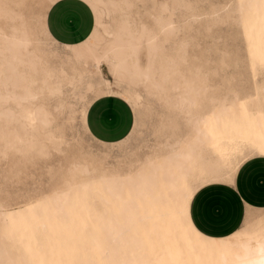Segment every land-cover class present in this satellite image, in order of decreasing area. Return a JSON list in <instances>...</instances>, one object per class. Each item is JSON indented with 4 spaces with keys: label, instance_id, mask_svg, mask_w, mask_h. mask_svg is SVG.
I'll list each match as a JSON object with an SVG mask.
<instances>
[{
    "label": "rangeland",
    "instance_id": "374dc122",
    "mask_svg": "<svg viewBox=\"0 0 264 264\" xmlns=\"http://www.w3.org/2000/svg\"><path fill=\"white\" fill-rule=\"evenodd\" d=\"M12 1L14 4L11 3ZM48 1L0 0V65L4 63L6 65L7 61L12 56L14 57V53H16V59H13L16 65V76L23 79L25 74L26 89L28 93L32 91L29 93L30 95L35 96L32 97L35 99L30 97L29 99L31 100L24 101L22 105L31 107L40 104L45 106L50 113L46 123L37 125L38 128L36 126H19L17 122H14L13 126H4L7 118H0V211L18 208L24 203L33 204L36 200L45 202L49 200L52 194L61 195L66 193L69 189L67 186L79 185L82 182L96 179L100 176L133 172L146 165L145 161L150 160L152 157L153 159L163 158L168 152L176 149L177 146L174 141L177 142V140L187 138L189 133L192 132V118H195L198 114L200 116L207 114L215 107L217 100L220 101L225 96L228 100H232L236 97L251 95L254 91V79L258 83H261L264 79V16L259 20L258 26L263 41L260 44V58L254 60L256 67L254 77L247 46L249 34L242 31L237 22V13H230V18L226 17L225 13V9L231 10L234 8L235 0H127V2L126 0H99L101 2L100 6L106 10L103 17L104 24L108 31H112L114 34L109 36L106 33H102L103 40H108V43H111L110 41L114 40L115 37H122V40H127V44L129 43L134 49L130 50L131 47L128 45L121 48L130 52L135 50L134 53L132 52L135 56L132 55L130 57L132 61L136 59L142 66L148 63L149 60L145 57L146 46L143 41L149 35L154 37L158 50L151 59V67L155 69L153 72H155L154 75L156 77L154 76V78L158 81L160 80V83H158L164 89L162 90L160 86L158 89L142 78L137 79L139 82L135 81L134 84L129 83L128 77L126 79H118L117 76L110 72L107 66L108 62L101 60L99 62V71L103 79L99 80L98 75L94 76L92 88L86 90L75 77L77 71L84 67L86 71H95L93 57L88 50H85L82 56V60L85 62L84 67L77 62L75 56L71 65L60 66L64 57L69 53H73L75 48L68 46V44L71 45L72 43L67 44L55 41L49 35L45 25H42L48 8L47 5L49 4ZM118 5L122 8L119 9L118 7L120 6ZM116 9L117 11H115ZM91 12L93 23L90 33L94 28L96 19L92 9ZM114 12H116L115 15ZM122 16L123 18L121 19ZM158 18L171 22L168 27L171 25L172 31L171 29H168V31L166 29L165 32L162 31L163 29L158 23L159 21H157ZM122 21L127 24L124 25L121 23ZM118 26L120 27L118 28ZM121 30L123 31L121 32ZM169 30L171 31L170 33ZM90 33L81 39L82 41L79 40L74 42V44L87 42ZM137 36H140V41L138 42ZM21 39L26 41L30 47L27 45L26 49L21 44ZM88 43L90 44L91 42L88 41ZM91 45L94 49L98 46L97 44ZM9 50H14L13 55L11 54L12 51L9 52ZM27 53L41 56V59H39L40 64L36 65L37 74H35L36 71H31L33 68L30 64L25 63L29 57ZM180 55L182 56L179 58ZM130 58L129 61L131 62ZM1 59H3V62ZM169 63L173 64V67ZM5 65L3 67L0 66L1 110L17 108L19 101L12 98L11 95L12 93L17 95L23 93L22 87L12 88V82L7 79ZM62 67L66 68L67 72L72 75L68 74L69 76L65 79L57 76L56 70ZM42 68H45V72L42 71ZM159 68H163L166 71L161 69L158 71ZM18 73L22 74V77ZM47 73L49 74L48 76ZM158 73L160 75H157ZM162 74L169 75L165 76L167 81H164L165 78L162 79ZM180 75L185 79H181ZM193 78L197 79L193 80ZM45 80L49 83H45ZM67 81L73 82L69 84ZM185 81L193 89L197 88L198 85L206 88L200 89L194 106H189L190 108L181 106L180 111L177 98L182 91L179 86ZM55 86L59 87L54 89L56 88ZM170 86H174L172 91ZM176 87H179V90H175L174 88ZM129 91L133 92V98L125 96ZM5 92L9 95L7 96ZM118 92L120 93L118 94ZM177 93L180 94L177 95ZM110 94L121 97L129 104L132 111V123L130 129L122 138L114 141H100L89 134L85 124V111L94 98ZM164 94L165 97H163ZM2 95H6L5 98L7 97L8 100L7 98L4 100L5 98ZM214 98L216 99L214 100ZM171 100L173 101L171 102ZM59 101H62L63 105H60ZM175 101L177 103H174ZM133 102L137 104L135 108L131 106ZM175 106H177V109L175 108L174 110ZM59 107L62 108L60 109ZM176 110L181 112V115ZM193 111L196 112L193 113ZM189 128L191 129L189 130ZM182 133H184L183 136ZM162 143L163 145L165 144L164 147L161 145ZM209 151L208 148H204L202 153L210 156ZM253 153L255 152L250 149L241 150L240 154H237V161H240L242 157L246 159ZM216 159L219 162L217 161L218 164L215 166V170H209L205 162H202V171L190 170L188 172V185L191 190L194 191L197 187L209 181L229 180V177L226 176V169H220L223 162L218 158ZM136 161L138 162L136 163ZM84 165L88 166V168L86 169ZM105 169L107 172H103ZM230 170L232 171L233 169ZM85 172L88 173L86 174ZM234 172H231L230 178H232ZM219 174H223L222 179H211L212 177H210ZM66 188L67 190H65ZM94 208L95 210L91 213V216L94 217L95 225L86 224V221L83 220L82 229L85 233L77 238L75 247L71 248L70 252L74 255L73 264H94L89 253L92 246H95L100 253H106L107 242L103 229L110 223V218L100 203L95 202ZM247 213H249V216L246 218ZM246 214L244 223L240 229L236 230L237 232H243L246 229H253L264 224V208L256 211H247ZM64 221H68L67 217H64ZM44 229L40 227L38 232H44ZM1 235L3 236L1 237ZM13 251L11 234L0 224V259H2L0 264L1 262L2 264H9L10 261H15ZM119 251L121 252L122 250ZM103 264L107 263L104 262Z\"/></svg>",
    "mask_w": 264,
    "mask_h": 264
},
{
    "label": "bare ground",
    "instance_id": "6f19581e",
    "mask_svg": "<svg viewBox=\"0 0 264 264\" xmlns=\"http://www.w3.org/2000/svg\"><path fill=\"white\" fill-rule=\"evenodd\" d=\"M54 1L56 0H49L47 7H49V5ZM85 2L91 5V9L93 10L95 14L94 16L96 18L94 21V28L90 33V37L88 36L87 39L91 43L89 44L88 41H85L84 44L81 42L71 45L68 44L69 47L73 49L75 48L74 52L66 55L64 60L61 61L62 64H60V66L71 65L75 56L77 62L81 63L84 67L85 62L82 60V56L84 51L88 50L93 57L95 71H86L84 67L77 71L76 77L73 75V77L77 79L84 89L88 90L92 88L93 80L95 79L94 76L98 75L99 80L103 79V76L99 71V62L103 60L108 62L107 66L109 67L110 72L117 76L118 79H126V77H128L130 80L129 83L134 84L135 81L139 82L137 79L142 78L146 81H149L152 86L157 88L160 86L163 90L164 88L159 85L160 80L158 81L154 78L155 72L153 71L155 69H152L151 67V59L158 50V46L155 43L154 37L148 34L149 36H147L144 39L145 41H143L146 46L145 57L149 61L146 65L142 66L137 62L136 59L132 61V58H130L132 55H134L132 52L134 53L135 50L130 52L124 48H121L126 45L130 46L129 43L127 44V40H122V37H115L114 40L110 41L111 43H108V40H103L102 33H106L109 36L114 34L112 31H108L104 24L103 17L106 13V10L100 6L101 2L99 0H85ZM11 3H13V1ZM22 3L24 4V2ZM118 8L120 9L122 7L120 6ZM115 11H117V9ZM225 11L226 17L228 18H230V13H237L238 24L240 25L242 31L249 34V37L247 38V46L248 53L251 58V70L255 77L256 67L254 60L260 58V44L263 41L258 26L259 20L262 16H264V0H235L234 8L231 10L225 9ZM115 13L116 12H114V15ZM166 13L168 12L166 11ZM122 18L123 16L121 19ZM157 21H159L158 23H160V26L163 29L162 31L164 32L166 29L168 31V29L172 28L171 25L169 26L170 28L168 27L169 23L171 22H167L166 20L159 18ZM121 23L124 25L127 24H125L123 21ZM42 25L44 26L45 23L43 22ZM119 27L120 26H118V28ZM122 31L123 30H121V32ZM171 31L169 30V33ZM118 32H120V30ZM127 34L130 35L128 32ZM30 35L32 36V34ZM137 37L138 42L140 41V36ZM21 44L25 48L28 45L26 41H22ZM91 44H97L98 46L94 49ZM4 47L6 48V46ZM131 49L134 48L131 47L130 50ZM11 51V54L13 55L14 50ZM11 51L9 50V52ZM14 54L16 55V53ZM18 54L21 55L20 53ZM27 54L29 57L27 59L28 61L25 63L30 64V66L33 68L31 71L35 72L37 69L36 65L40 64L39 59H41V56L39 57L37 54L35 55L33 53ZM15 55L7 61L6 65L5 63H2L3 59H1V63L3 65L0 66L3 67L5 65L7 79L12 82V88H17V86L22 87L23 93L21 95L12 93V98L19 101L17 108H5L2 110L0 108V118H7L4 122V126H13L12 124L17 122L19 126L37 127V125L39 126L46 123L48 119L47 117L50 113L45 106L40 104L33 105L31 107L22 105L24 101L35 99L32 98L35 96L30 95L29 93L32 91L28 93L26 89L24 80L26 79L24 78L25 74L23 79L19 78V76H16L17 71L16 65L14 63V60L16 59ZM181 56L182 55H180L179 58ZM129 58L131 59V62L129 61ZM169 64L173 67V64ZM158 66H160V64H158ZM45 68H42V71H44ZM160 69L163 70V68H159L158 71ZM22 71L26 72L24 70ZM163 71L166 70L164 69ZM56 72L57 76L63 77L64 79L69 76L68 74L72 75L71 73L67 72V69L64 67L56 70ZM2 73H4V71H2ZM169 73L171 74V72ZM19 74L20 73H18V75ZM35 74H37V71ZM21 75L22 74H20V76ZM48 75L49 74L47 73V76ZM157 75L160 74L158 73ZM166 75L167 74H162V79H164ZM180 77L181 79L184 78L182 75H180ZM166 79L167 78H165L164 81H167ZM196 79L197 78H193V80ZM164 81L162 82L164 83ZM45 83L48 84L49 82H46L45 80ZM57 83L59 82L57 81ZM197 83L195 82V84ZM164 84L166 85V83ZM203 85L204 84L202 82V86ZM58 87L54 89H57ZM171 87L172 86H170V88ZM173 87L171 91L173 90ZM179 87H181L180 89L182 91L181 94L177 93V95L180 94L177 99L181 111V106H194L195 99L197 98L200 89L202 90L204 86H200V88L198 85L197 88L195 87L193 89L190 87L188 82L185 81L182 83V85L180 84ZM179 87L174 89L179 90ZM8 93L11 92L9 91ZM119 93L120 92H118V94ZM168 93L170 92L168 91ZM203 93H205V91H203ZM203 93L201 92V94ZM49 94L51 95V92ZM125 96H130L132 98L134 97L133 92L131 91H129ZM30 97L31 99H29ZM163 97H165V94ZM225 97L220 101L217 100L218 102L216 101L217 103L215 107H213V109L207 114L203 116L198 114V116L192 118V129L189 128V130L191 129L192 132L189 131L190 133L187 138L181 137L182 139L179 141H174L177 146L176 149L171 151L169 150L170 152H168V154L166 152L167 155L165 157L160 159H153L152 157L150 160L148 159L145 161L146 165L133 172L118 175L100 176L96 179H90L88 181L82 182L79 185L73 184L71 187L67 186L69 189L66 193L61 195L52 194L49 200L45 202L36 200L33 204L24 203L21 207L0 211V224L11 234L12 248L14 247L13 252L15 261H10L9 264H73L74 255L70 251L71 248L75 247V241L77 238H79L81 235L83 236L85 233V231L82 229L83 220L86 221V224L95 225L94 217L91 216V213L95 210V202H98L102 205L105 213L110 218V223L107 224V227L103 229L107 242L106 253H100V251H98L95 246H92L89 251L91 260L94 264H103L104 262L107 264H261V261L264 260V253H261L260 251L261 246L264 245V224H261L253 229H246L243 232L235 231L227 236L214 237L205 235L198 231L193 226L188 215L189 199L194 192L189 188L188 185V172L190 170L200 171L204 162L209 170H215V166H217L219 162L216 159L218 158L223 162L220 169H226V176L230 179L231 172L235 171L238 165L243 160H245L244 157L243 159H240V161H237V154H240L241 150L250 149L255 153H264V79L261 83H258V81L254 79V91L251 95L236 97L234 99L231 98L232 100H228ZM6 98L4 100H6ZM215 99L216 98H214V100ZM172 101L173 100H171V102ZM174 103H177V101ZM59 104L61 105L62 101H59ZM136 105L137 104L133 102L131 106L132 108H135ZM176 107L177 106L172 108L175 110ZM59 108L61 109L62 107ZM173 109L172 111H174ZM194 112L196 111H193V113ZM178 113L180 114L181 112ZM172 128L174 129V127ZM183 135L184 133H182V136ZM161 145H163V143ZM164 146L165 144L163 147ZM204 148H208L210 150V156H206L204 153H202ZM137 162L138 161H136V163ZM86 165L84 166L87 169L88 166L86 167ZM230 169L233 170L231 171ZM103 172H107L106 169ZM222 175L219 174L217 175L218 177H210H212L211 179H222ZM65 190H67V188ZM248 216L249 213L246 214V218ZM64 217H67V222L64 221ZM40 227L45 228L44 232H38V228ZM2 236L3 235H1V237ZM119 250L122 251L120 252ZM0 260L2 261V259Z\"/></svg>",
    "mask_w": 264,
    "mask_h": 264
},
{
    "label": "crops",
    "instance_id": "0c3cea01",
    "mask_svg": "<svg viewBox=\"0 0 264 264\" xmlns=\"http://www.w3.org/2000/svg\"><path fill=\"white\" fill-rule=\"evenodd\" d=\"M44 22L46 30L55 41L74 44L90 33L93 16L90 24H84L79 9L71 8L67 0H56L47 8ZM131 123V108L117 95H100L88 104L85 111L88 132L100 141L122 138ZM241 172L242 185L239 182ZM262 208L264 156L251 155L238 165L231 184L226 181H209L197 187L189 199L188 215L193 226L201 233L223 237L242 227L247 211Z\"/></svg>",
    "mask_w": 264,
    "mask_h": 264
},
{
    "label": "snow or ice",
    "instance_id": "6c2138e0",
    "mask_svg": "<svg viewBox=\"0 0 264 264\" xmlns=\"http://www.w3.org/2000/svg\"><path fill=\"white\" fill-rule=\"evenodd\" d=\"M69 6L73 9H79L80 10V14H81V19H82V23L84 24H90L91 20H92V13H91V5L87 4L85 2V0H67ZM59 6V4L57 5ZM85 13H87V15H85ZM253 155H260V156H264V153H260V152H256L253 153ZM243 159V157L241 158ZM256 161H253V163H255ZM242 181H243V172H241L239 174V182L242 185ZM226 183L231 184L232 183V179L230 178L229 180L226 181ZM207 190V189H205ZM193 215H195V206H193ZM261 253H264V245L261 246L260 248ZM261 264H264V260L261 261Z\"/></svg>",
    "mask_w": 264,
    "mask_h": 264
}]
</instances>
